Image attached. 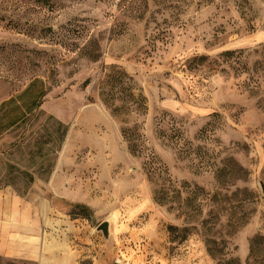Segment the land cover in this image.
Returning a JSON list of instances; mask_svg holds the SVG:
<instances>
[{"label":"rangeland","instance_id":"rangeland-1","mask_svg":"<svg viewBox=\"0 0 264 264\" xmlns=\"http://www.w3.org/2000/svg\"><path fill=\"white\" fill-rule=\"evenodd\" d=\"M3 184L45 256L0 264H264V0H0Z\"/></svg>","mask_w":264,"mask_h":264},{"label":"crops","instance_id":"crops-1","mask_svg":"<svg viewBox=\"0 0 264 264\" xmlns=\"http://www.w3.org/2000/svg\"><path fill=\"white\" fill-rule=\"evenodd\" d=\"M27 174L24 173L29 182ZM32 179L29 184H33ZM44 227L43 197H36L29 190L17 193L9 184L0 185L1 256L40 263L45 256Z\"/></svg>","mask_w":264,"mask_h":264},{"label":"trees","instance_id":"trees-1","mask_svg":"<svg viewBox=\"0 0 264 264\" xmlns=\"http://www.w3.org/2000/svg\"><path fill=\"white\" fill-rule=\"evenodd\" d=\"M130 98L133 100L134 96L131 95ZM102 101L105 105H107L109 107L111 106L106 98H103ZM112 112L114 114L115 110L113 109ZM124 133L125 132L123 131V134ZM27 176L29 177V182L32 183L33 179L31 177V175L27 174ZM228 226H230V224ZM167 231L169 233V237H170L171 242H175V241L181 242V241L186 239L187 234H188V230L186 228H179V227L174 226V225H169L167 227ZM208 243H209V248H208L209 253L213 256H216L217 253H219L221 250L219 251L216 249V247H215L216 243L214 241L210 240V241H208ZM226 264H229V262H227Z\"/></svg>","mask_w":264,"mask_h":264},{"label":"water","instance_id":"water-1","mask_svg":"<svg viewBox=\"0 0 264 264\" xmlns=\"http://www.w3.org/2000/svg\"><path fill=\"white\" fill-rule=\"evenodd\" d=\"M98 231H101L105 237L108 236L109 234V223L108 222H103L101 223L98 228Z\"/></svg>","mask_w":264,"mask_h":264}]
</instances>
